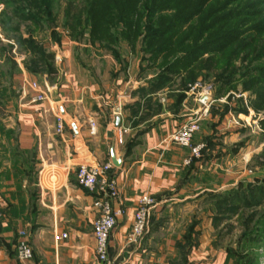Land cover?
<instances>
[{
    "label": "crops",
    "instance_id": "0c3cea01",
    "mask_svg": "<svg viewBox=\"0 0 264 264\" xmlns=\"http://www.w3.org/2000/svg\"><path fill=\"white\" fill-rule=\"evenodd\" d=\"M25 34L7 43L0 36V98L8 112L0 122V264H24L17 257L21 232L33 249L30 264H101L93 236L97 195L79 185L77 170L82 163L112 162V152L121 162L113 164L120 191L114 206L126 210L109 239L115 264H229L226 251L223 261L219 256L202 261L207 248L222 252L220 223L233 222L238 214L224 216L223 207L233 206L246 184H226L218 171L223 158L237 154L240 145L222 148L227 145L223 119L233 111L219 110L215 90L210 101H201L207 93L193 91L182 76L161 79L154 68H146L141 54L130 53L137 61L132 65L121 52L113 54L87 34L73 39L58 24L31 32L48 54L53 56V45L63 48V60L51 57L47 69ZM5 77L13 84L6 85ZM24 77L46 87L47 100L34 101ZM58 116L65 122L63 133L56 129ZM193 116H200L201 128L192 144L205 147L201 158L186 165L191 149L169 138ZM144 194L155 196L158 204L145 238L131 244L127 238ZM201 202L209 225L196 212L177 235L169 211ZM203 227L210 234L216 231L210 243L203 242Z\"/></svg>",
    "mask_w": 264,
    "mask_h": 264
},
{
    "label": "rangeland",
    "instance_id": "374dc122",
    "mask_svg": "<svg viewBox=\"0 0 264 264\" xmlns=\"http://www.w3.org/2000/svg\"><path fill=\"white\" fill-rule=\"evenodd\" d=\"M92 1L0 0V36L4 39L2 42L7 43L12 38L20 39L21 33L25 32L31 51L39 50L38 41L40 40L33 39L32 30L39 28L43 30L44 27H53L56 24L65 26L68 8L81 10ZM96 1L101 6L122 5L125 10L124 20L128 22L129 17H131L129 11L132 8H141V6L148 7L141 10L145 13L134 17L138 21L142 18L146 21L152 17L164 15L165 21L169 18L187 20V23L178 25L179 37L183 38L187 34L190 35L182 49H190L193 44L200 42L205 43V46L201 45L203 49L199 54L201 58H209L212 55L217 58L221 50L227 51L229 48L242 46L234 59L235 61H233L232 69L235 71H232V77H229L233 79L231 86L217 91L223 81L221 83L217 78L219 76L207 71L199 77H193L194 83H190L192 87L201 85L198 89L199 93L205 90L203 93H207L208 97H211L210 91L213 94L215 90L214 94L218 100L217 107L219 110L227 111L230 109L233 111L223 119L221 134L225 133L222 139L227 145H223L222 148H225L224 151H226L232 148L236 149L240 145L239 151L235 155L229 154L228 157H224L222 171L220 169L218 171L222 174L226 184L228 182L246 183V188L250 185L247 192L242 193L246 198L241 200V208L239 213L234 215L233 222L223 220L220 223V231L218 230L217 236H222L219 245L222 252L218 254L216 251L207 248L205 249V258L202 261L215 260L217 256L223 261L226 252H229V264H264V98L263 102H257L256 91L244 89L245 86H253L257 90L258 86L264 84V49L261 50L260 48V44L264 43V0H157L156 3L155 0H112L111 3L107 0ZM151 5L156 6L160 11L148 16L146 12H150L149 7ZM95 18L103 20L108 19L109 16L108 14L96 13ZM129 27L133 26L130 25ZM138 28H140L138 30L140 39L145 33H148V30L142 25H139ZM124 30L127 33V29ZM111 32H115V29H112ZM87 35L89 38L88 33ZM129 39V35L125 40L122 39V45L118 46L117 51L124 54L132 62V65L136 66V57L130 56V53L133 52V46L129 44ZM140 43L141 41H139V47ZM52 47L51 49L55 50L53 52L54 59L61 62L63 57L60 55L64 52L62 46L53 45ZM132 54H135V51ZM136 56L140 57V54ZM199 56L194 58L198 60ZM147 65L148 62L145 61V66ZM220 70H222V66L218 64L214 71L220 72ZM147 73H149L148 70ZM183 74L181 76L184 80L190 75V73ZM256 79L259 80L258 85L251 83ZM11 81L8 77L4 78L6 85L9 83L12 85L13 82L11 83ZM7 115V107L2 104L0 98V122L6 120ZM10 133L11 136H14V131H10ZM17 155L18 151H16ZM177 207L179 206H175L172 211H169L173 216L172 218L176 219L175 232L177 235L184 228L186 229L189 218L196 212L203 224L209 225L210 217L207 212L204 213L203 202L194 205V207L191 205L189 208L181 207L178 209ZM202 229L206 233L202 238L203 242L210 243L216 237V231L214 233L211 231L210 234L208 230V234L206 232L207 227ZM198 259L200 258L196 254L194 260ZM196 262L193 261L191 264H197Z\"/></svg>",
    "mask_w": 264,
    "mask_h": 264
},
{
    "label": "trees",
    "instance_id": "16d2710c",
    "mask_svg": "<svg viewBox=\"0 0 264 264\" xmlns=\"http://www.w3.org/2000/svg\"><path fill=\"white\" fill-rule=\"evenodd\" d=\"M107 1L111 3L112 0ZM156 1L157 0H155V3ZM122 7V5L117 4L101 6L96 0H93L81 10H73L72 8H68L66 12L67 19L65 27L73 39L80 40L88 33L89 39L92 40V42L104 44V47H106L109 51H112L115 55L118 54V46L122 45V39L125 40V38H128L129 35V44L133 46V52L135 51V54L142 53V61L148 62L146 68H154L156 71H158V75L161 79L179 75L183 76V73H185V75L186 73H190L189 77L187 76L185 78L186 81L183 79V83L187 86L190 85L191 82L194 83L193 80L196 76L199 77L207 71L209 73L213 72L214 75L219 76L217 78L221 81V83L223 81L217 91L232 85L233 79L229 77H232V71H235L232 69L233 61H235L234 59L241 50L242 46H235L233 48H229L227 51L221 50L219 57L217 58L215 55H212L209 58H201L199 54L202 52V46H205V43L202 44L200 42L195 45L193 44L190 49H182L189 40L188 37L190 35L187 34L183 38L179 37L178 25L187 23V20L183 19V21L179 20V18H169L167 21H165L164 15L161 17L158 16L156 18L152 17L151 19L149 18L150 20L146 21L142 18L138 21L137 18L134 19V17L145 13V11L141 12V10L148 7L141 6V8L136 7L129 11L131 17H129L130 20L128 22L124 20L125 10ZM149 9L150 12H146V15L148 16L160 11L154 5H151ZM96 13H101L104 15L108 14L109 18L103 20L99 18L96 19ZM130 25L133 27H129ZM139 25H142L148 30V33H145L140 39L139 37L141 36L138 34V30L140 29L138 28ZM112 29H115V32H111ZM124 29H127V33ZM139 41H141V52ZM137 47L139 48L137 49ZM260 48L261 50L264 49V43L260 44ZM33 52L45 59L44 61H46L47 69L51 68V59L55 58L54 55L52 56L48 54L41 46L39 47V50L36 49L33 50ZM171 52L172 54L170 55ZM196 55H198L201 59L199 58L196 60L195 58L198 57ZM191 64L192 66L190 67ZM218 64H221L222 66V70H220V72L214 71ZM188 68L189 71H187ZM251 83L258 85L259 80H253ZM254 88L255 87L253 86H245L244 89L252 90L253 92L256 91L257 102H263L264 84L262 86H258L257 90ZM197 160L198 159L193 160L190 165L194 164V162ZM249 186L247 188H241L237 191L238 195L234 198L233 206L225 203V207H223L222 210L224 216L231 212L234 214L237 212L239 213V209L241 208L242 204L241 200L246 198L242 195V193H246Z\"/></svg>",
    "mask_w": 264,
    "mask_h": 264
},
{
    "label": "built area",
    "instance_id": "2783aa9c",
    "mask_svg": "<svg viewBox=\"0 0 264 264\" xmlns=\"http://www.w3.org/2000/svg\"><path fill=\"white\" fill-rule=\"evenodd\" d=\"M24 80L34 93V101L47 100L49 90L46 87L28 77H24ZM200 87L201 85H196L192 87V90L197 91ZM200 121V116H193L185 121L169 138V142L172 144L191 149L190 156L185 160L186 165H190L193 160L201 158L205 147L202 144L194 146L192 144L195 134L201 128ZM56 129L58 133H63L65 129V122L61 116L57 117ZM113 169V163L106 162L97 165L82 163L77 170L79 185L97 195L94 207L98 211V215L94 222L93 236L95 239V254L101 264H115L109 253V239L117 226L118 219L126 212L123 205H119L117 208L114 206V202L120 199V191L117 179L113 175ZM157 204L156 197L151 194H144L140 197L134 212L132 229L127 238L129 243L139 244L145 238L152 210ZM3 217L4 207L0 201V220ZM17 257L24 264H30L33 260V249L25 232H21V239L17 245Z\"/></svg>",
    "mask_w": 264,
    "mask_h": 264
},
{
    "label": "water",
    "instance_id": "95a60500",
    "mask_svg": "<svg viewBox=\"0 0 264 264\" xmlns=\"http://www.w3.org/2000/svg\"><path fill=\"white\" fill-rule=\"evenodd\" d=\"M210 99H211L210 97L204 96L201 101H210ZM116 120H117V125H119L120 119L117 118ZM111 158H112V162H113V164L115 166H120L121 165V162L116 159V156H115L114 152L111 153Z\"/></svg>",
    "mask_w": 264,
    "mask_h": 264
}]
</instances>
